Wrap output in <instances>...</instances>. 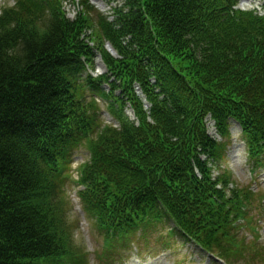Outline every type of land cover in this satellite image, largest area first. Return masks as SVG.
I'll return each instance as SVG.
<instances>
[{
  "label": "trees",
  "instance_id": "1",
  "mask_svg": "<svg viewBox=\"0 0 264 264\" xmlns=\"http://www.w3.org/2000/svg\"><path fill=\"white\" fill-rule=\"evenodd\" d=\"M62 1L0 10V264L88 263L64 202L82 145L77 196L108 239L99 263L161 215L183 240L236 255L227 234L248 217L254 191L232 178L226 150L234 120L249 161L264 164V16L234 10L236 0H124L109 19L82 0L69 19ZM97 56L105 71L93 77L85 71ZM85 86L118 125L104 123Z\"/></svg>",
  "mask_w": 264,
  "mask_h": 264
},
{
  "label": "rangeland",
  "instance_id": "2",
  "mask_svg": "<svg viewBox=\"0 0 264 264\" xmlns=\"http://www.w3.org/2000/svg\"><path fill=\"white\" fill-rule=\"evenodd\" d=\"M13 2L14 0H0V10L3 6L11 5ZM81 2L82 0H63L61 8L68 18L73 19L75 18L76 13L83 11ZM95 3L100 4L103 8H100ZM90 4L91 6L93 5L94 10L111 18L112 8L124 6V0H89V5ZM238 7L244 9L254 8L260 13H264V0H239ZM84 11L85 17L87 18H89L90 14H93L90 7H85ZM85 30H88L87 32L90 34L92 28ZM104 71V65L98 56L95 58L94 70L87 69L85 72L91 76H98ZM103 88H107L106 85H103ZM88 90L89 88L85 86L87 99L93 96L100 105L101 118L104 123L118 125L107 109L108 100L99 93H96V91H94L93 94V89L92 91ZM125 112L131 119H134L131 109H125ZM207 130L211 134L213 133L211 123H208ZM230 130L232 141L226 151L225 164L231 170L236 181L243 183L240 184L241 186H252L250 189L254 192L251 205H248L245 208L247 216L252 217L260 212L254 207L253 198L258 193L264 194V166L256 168L251 165V162L247 161L246 149L241 140L240 129L235 122L231 123ZM88 158L89 151L86 149V145L80 146L74 154L71 178L65 187V216L66 220L70 223V230L74 243L79 247L83 246L89 253L87 264H101L97 259L96 252L101 248L107 247L106 239L104 238L103 231L95 227L93 218L84 213L77 196V191L81 188L79 183V171L82 170L81 165L86 162ZM250 166L252 167L253 176H251ZM262 198L261 203L263 208L261 210L260 219L257 223L258 227L256 232L253 225L252 227L244 224V227L241 229L234 228L235 234H227L236 240L239 245V252L229 259L225 258V264H264V197ZM236 224H242V221L238 220L236 221ZM222 235L227 238L225 230H223ZM155 236L156 232H153L152 230L146 240L133 242L132 245L134 248L131 249L129 257L124 260V262L117 260V264H202L207 258V253L192 243H181L180 239H177L174 241V247L164 248L159 242L157 244ZM137 246L139 248L138 255ZM119 249L122 250L123 254L129 252L128 250L126 251L124 246L122 249ZM255 251H258L259 253H255ZM214 252L217 253V251ZM210 259L212 261L211 264H224L216 261L212 256H210Z\"/></svg>",
  "mask_w": 264,
  "mask_h": 264
},
{
  "label": "clouds",
  "instance_id": "3",
  "mask_svg": "<svg viewBox=\"0 0 264 264\" xmlns=\"http://www.w3.org/2000/svg\"><path fill=\"white\" fill-rule=\"evenodd\" d=\"M8 52H9V55H12V56L18 55L19 54V48L14 46L13 48L9 49ZM94 77H97V76H94Z\"/></svg>",
  "mask_w": 264,
  "mask_h": 264
},
{
  "label": "bare ground",
  "instance_id": "4",
  "mask_svg": "<svg viewBox=\"0 0 264 264\" xmlns=\"http://www.w3.org/2000/svg\"><path fill=\"white\" fill-rule=\"evenodd\" d=\"M97 6H99L100 8H103L102 6H100V4H98V3H95ZM107 49L110 51V52H112L113 53V50L110 48V46H107Z\"/></svg>",
  "mask_w": 264,
  "mask_h": 264
}]
</instances>
